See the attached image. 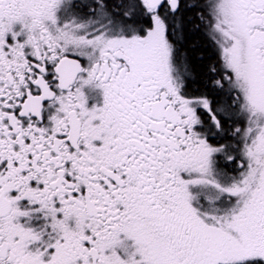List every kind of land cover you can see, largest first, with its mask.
Here are the masks:
<instances>
[{
  "label": "snow or ice",
  "instance_id": "snow-or-ice-1",
  "mask_svg": "<svg viewBox=\"0 0 264 264\" xmlns=\"http://www.w3.org/2000/svg\"><path fill=\"white\" fill-rule=\"evenodd\" d=\"M0 264H264V0H0Z\"/></svg>",
  "mask_w": 264,
  "mask_h": 264
}]
</instances>
